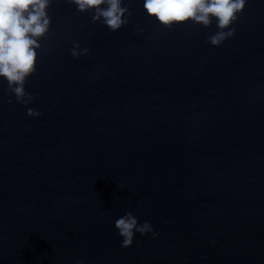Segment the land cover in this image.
I'll use <instances>...</instances> for the list:
<instances>
[{"label": "water", "instance_id": "1", "mask_svg": "<svg viewBox=\"0 0 264 264\" xmlns=\"http://www.w3.org/2000/svg\"><path fill=\"white\" fill-rule=\"evenodd\" d=\"M122 6L50 0L24 98L0 79V264H264V0L218 47ZM129 212L156 238L121 247Z\"/></svg>", "mask_w": 264, "mask_h": 264}, {"label": "clouds", "instance_id": "2", "mask_svg": "<svg viewBox=\"0 0 264 264\" xmlns=\"http://www.w3.org/2000/svg\"><path fill=\"white\" fill-rule=\"evenodd\" d=\"M70 2L80 12L93 11V21L102 19L110 31H118L127 23L125 13L128 10L122 6L123 0ZM49 3L50 0H0V79L7 82L17 100L26 95L25 81L36 70L38 41L47 33L51 22L46 11ZM246 3L247 0H143V9L149 18L165 28L188 21L207 27L215 19L220 31L209 42L218 47L234 35L235 29L230 26ZM72 55L77 56L75 50ZM27 115L35 118L40 113L29 109ZM114 227L123 248L133 244L137 233L141 236L151 234L153 239L158 235L149 222L139 223L131 212L118 218Z\"/></svg>", "mask_w": 264, "mask_h": 264}]
</instances>
